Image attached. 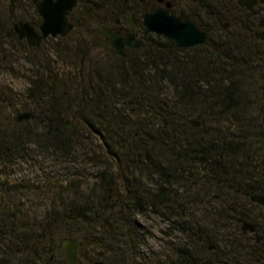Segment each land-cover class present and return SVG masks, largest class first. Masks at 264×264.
Instances as JSON below:
<instances>
[{
    "label": "flooded vegetation",
    "instance_id": "af4514ba",
    "mask_svg": "<svg viewBox=\"0 0 264 264\" xmlns=\"http://www.w3.org/2000/svg\"><path fill=\"white\" fill-rule=\"evenodd\" d=\"M58 1L48 0L50 5ZM41 2L15 0L11 8V0H0L1 61L7 57L2 46L16 47L21 41L38 51L85 35L124 61L132 78L131 67L143 71L153 54L159 63H171L172 83L166 86L172 100L160 97L167 73H156L160 92L147 95L143 71L140 102L130 100L133 111L141 113L142 127L123 141L128 163L123 174L117 173L127 184L132 172L140 171L139 200L132 187H126L130 201L109 194L101 227L84 233L77 224L59 244L52 238L47 244V237L37 244L30 231L6 233L0 218V264L5 252L37 258L41 264H70L62 248L65 240L75 243L74 264H108V256L114 264L117 241L125 236L123 223L130 224L137 212L166 224L163 232L170 237L177 234L181 244L168 249L171 260L188 249L200 264H264V0H75L66 14L71 30L46 37L40 29ZM158 13L187 24L184 31L194 43L181 46L148 30L145 15ZM19 23H27L41 37L31 42L20 38ZM107 31L122 41V53L110 44ZM65 86L52 82L49 89L62 91ZM149 110L156 113L150 120ZM217 124H225L227 132ZM83 238L100 244L83 246Z\"/></svg>",
    "mask_w": 264,
    "mask_h": 264
},
{
    "label": "rangeland",
    "instance_id": "374dc122",
    "mask_svg": "<svg viewBox=\"0 0 264 264\" xmlns=\"http://www.w3.org/2000/svg\"><path fill=\"white\" fill-rule=\"evenodd\" d=\"M12 47L2 46V53L7 57L2 62L0 59V93L4 100L7 99L6 105H0V132L11 126L18 128L25 136L17 144L13 156H0V207L9 208L10 213L15 214V234L30 231L37 239L46 229L50 233V236L47 234L46 243L52 238L55 244H59L64 234L73 228L72 225H65V219L74 217L84 233L91 232L90 210L98 207L106 195L118 193V189L126 183L125 177H118L117 173H124L122 169L128 163V148L125 151L113 145L107 148V141H112V137L131 135L132 128L117 131L112 123H106L104 126L97 125L99 131L94 132L83 120L86 117L83 111L90 109L84 104L93 93L92 88L97 84V79L104 76L108 67L118 69L125 62L104 49L101 41L85 35L78 39L70 36L61 43H52L38 51L28 52L22 42ZM114 74L115 79L121 80L120 75ZM40 78H47L48 85L52 82H65L66 86L62 91L41 93L39 88L34 90ZM152 85L154 88L151 95L157 83ZM164 89L165 95L160 97L170 102L172 98L168 96V86H164ZM103 93L108 95L106 91ZM39 95L41 100L37 101ZM54 104L72 130L66 139L64 151L54 150L60 143V139L55 137L56 127L61 125L50 111ZM103 106L113 110L110 118L122 117L125 112L124 106L120 104L105 102ZM20 112H29L31 117L18 121L16 115ZM107 116L104 115V121H107ZM217 127L222 133L228 130L225 124H217ZM109 150L111 156L107 154ZM114 155L122 157V167L115 163ZM101 174L107 180L102 186L98 178ZM132 175L137 179L134 191L139 200L141 174L132 172ZM133 222V227H129L131 224L123 226L125 236L117 241L119 257L114 264L170 263L173 243L181 244L177 241V234L170 237L163 232L167 228L166 224L155 218L144 219L140 212L136 213ZM102 224L100 222L97 228ZM104 237L108 247L107 234ZM133 237L138 240L136 243ZM6 238L5 242H8L9 238ZM168 249L170 251L167 253ZM13 257L16 260L20 258ZM106 262L113 264L109 256ZM14 264L21 263L19 261Z\"/></svg>",
    "mask_w": 264,
    "mask_h": 264
},
{
    "label": "trees",
    "instance_id": "16d2710c",
    "mask_svg": "<svg viewBox=\"0 0 264 264\" xmlns=\"http://www.w3.org/2000/svg\"><path fill=\"white\" fill-rule=\"evenodd\" d=\"M21 42V41H20ZM13 48V47H12ZM28 52L31 51L32 49L29 48L26 45L25 48ZM158 55L153 54L151 55L148 60L147 63L145 65L142 66L143 71L146 72V81L148 82V86L147 88H144V90H146V94L150 95L149 93H151V90L154 88L153 85L152 87L149 86L150 84H154L157 83L158 80L156 78V73H158L160 70H162V72L167 73V75L165 77H163L162 82L164 83V86L166 87V84L168 83H172V79L169 76L170 73H173L172 70V65L171 63H164V62H160L157 61L155 58ZM2 62V61H1ZM115 67H108L107 69H105L104 71V76L103 77H99V79H97L96 81V85L92 88V94L90 95V97H87V103L84 104V106L90 107V109L87 108V110H84L83 113H85V115H83L84 117V123L87 124L88 127H91L94 132H98L99 129L97 128L98 126H104L106 123H109L114 126V128L117 131H120L121 129H131L133 133L131 135L126 134V136H122L121 138L119 137H112L110 139H112V141H107V138H105V140L107 141V148L110 147V145H113L114 147H120V149L122 151H125L126 148L128 146H124V142H128V138L132 137L134 132H138L140 133V128L142 127V120H141V113L137 112V111H133V105L130 103V97H134L138 100V104L140 102V95L143 94V90L141 88L140 85V79L139 76H141V74L143 73V71L140 70V66H138L136 68V66H132L131 69L132 71H134L135 75L134 78L129 77V69L126 65V63L121 66L118 67V69H113ZM118 74L121 76V80L120 79H115V74ZM47 78H40V80H38L37 83H35L34 85V90L39 88V92L44 93L45 91L49 92L51 91L49 89V85L47 84ZM124 83V84H123ZM122 84V85H121ZM159 84H157L155 90H157L158 92H160L158 89ZM169 85V84H168ZM165 90V89H164ZM162 92L163 95H165V92ZM106 91L108 95H105L103 92ZM171 94V93H170ZM169 98H171L170 95H168ZM3 97V96H2ZM41 95L36 97V100L39 101ZM128 97H129V101H128ZM4 98V97H3ZM6 99V98H5ZM7 100V99H6ZM41 100V99H40ZM105 102H111L114 104H120L124 106V114L122 117H116V118H110L109 115L111 116V113L113 112V110L110 109H106L103 105ZM0 105H6V103H0ZM9 105V104H8ZM104 108V109H103ZM57 108L55 107V104L53 105L52 109H50L52 115L55 116V120L58 122H61V125L59 124V128L56 127L57 129V134L55 135V137H58V141H60V143L58 145L55 146L54 150L59 151V150H66V139L69 138L70 132L72 131L70 128V124L66 121H64L60 115V112H58V110H56ZM54 111H56L57 113H53ZM105 111V112H104ZM108 115L107 116V121H104L105 117L104 115ZM147 115L152 118L156 115V113L154 111L149 110L147 112ZM89 117L92 119L90 120ZM131 118V121H130ZM138 121L137 122L135 121ZM15 126V125H14ZM148 132H151L153 128H150L151 125H148ZM0 128H1V124H0ZM1 130V129H0ZM25 136L24 134H21V131L18 130V128H12L11 126L9 128H7L5 131L0 132V156H2V158L6 155L8 157H11L14 155V150L17 147V144L22 140V137ZM119 139V140H118ZM124 141V142H123ZM126 144V143H125ZM107 154H110V156L112 155V153L110 152V150L107 152ZM121 158L122 157H117L116 155H114L113 160L115 161V163L118 165H121L122 167V163H121ZM137 172L139 173L140 171L137 170ZM134 177V178H133ZM99 180H100V186H102V184H105L107 180H105V176L104 175H100L98 176ZM136 177L135 175H131V178L129 180V182H127V184H124L121 189H118L119 192L115 193L117 195H119V198L122 200H132L133 198L131 196H129L130 192H127V188L128 187H132L134 190L135 184H136ZM105 182V183H104ZM108 185H111V183H109ZM126 185V186H125ZM127 187V188H126ZM114 188H116L114 186ZM111 194V193H110ZM108 195H106L103 200L100 201V204L98 205V207H93V209L90 210V214H91V222L90 225L92 226V228H97L98 224L100 222H103V220L106 218L107 212L109 210V206L107 204L108 200ZM9 211V213L6 212ZM0 218H2L3 220V226H5V232L6 233H15V230L17 228V220H16V216L14 213H10V209L9 208H5V207H0ZM70 218V219H69ZM65 225H72L75 226L77 224H79L76 220V218L74 219V217H68V219H65ZM131 225H129V227H133L134 226V222L131 220L129 222ZM123 226L126 227L127 224L123 223ZM8 227V230H6ZM49 232L46 231V229H44V232L41 234V236L37 239V244L38 242H43L44 238L47 237V234ZM48 236H50V233L48 234ZM134 240V242L136 243L138 240H135V237L132 238ZM104 244L106 245V242L104 240ZM108 244H109V240H108ZM16 255H8L6 252L4 253V260L2 264H14L15 262H19L21 264H41L37 258L34 259H30L27 257H25L24 259L21 258H17V260L15 259ZM12 257V258H11ZM170 264H200V262L198 261V257L193 256L191 254V251L189 252L188 249H186L184 252L181 250L180 252H178V254L173 257V259L171 260Z\"/></svg>",
    "mask_w": 264,
    "mask_h": 264
},
{
    "label": "water",
    "instance_id": "95a60500",
    "mask_svg": "<svg viewBox=\"0 0 264 264\" xmlns=\"http://www.w3.org/2000/svg\"><path fill=\"white\" fill-rule=\"evenodd\" d=\"M15 0H11V8ZM75 4V0H59L56 5H50L48 0H42L40 4L37 5L39 13L43 17V23L40 26L42 37L48 35H66L71 30V25L69 24L66 14ZM144 22L147 25L148 30L156 31L166 35L167 37L177 40L179 45H190L194 41L190 40V37L186 34L185 26L187 24H180L177 20L172 19L171 17H162L158 14H146L144 17ZM16 32L19 34L20 38L26 37L29 42L32 41L34 37L38 39L41 36H38L37 33L33 30L31 26L27 23L16 24ZM109 34V42L112 46L116 48L119 53L122 48V41L115 37L112 33L106 32ZM0 100L5 101L0 96ZM31 114L29 112H20L16 115V120H25L29 119ZM264 202V199H261ZM100 241L83 238L82 245H94L98 246ZM62 248L65 252L66 258L70 264H74L76 260V249L75 243L70 240H65L62 244ZM100 264V263H95Z\"/></svg>",
    "mask_w": 264,
    "mask_h": 264
}]
</instances>
